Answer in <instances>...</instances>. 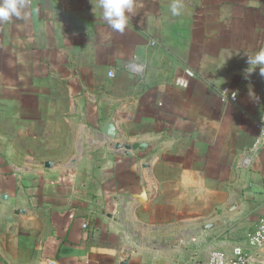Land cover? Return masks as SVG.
<instances>
[{"label":"crops","instance_id":"1","mask_svg":"<svg viewBox=\"0 0 264 264\" xmlns=\"http://www.w3.org/2000/svg\"><path fill=\"white\" fill-rule=\"evenodd\" d=\"M172 2L137 0L123 33L91 0H29L0 23V264H207L248 248L264 77L245 76V54L264 48V0H179L180 16Z\"/></svg>","mask_w":264,"mask_h":264},{"label":"clouds","instance_id":"2","mask_svg":"<svg viewBox=\"0 0 264 264\" xmlns=\"http://www.w3.org/2000/svg\"><path fill=\"white\" fill-rule=\"evenodd\" d=\"M93 12L96 14L97 6L101 9V17L107 22L108 26L114 31L123 33L129 25V20L135 14L137 0H91ZM29 6V0H0V23H6L13 17L16 19H25L26 9ZM182 4L179 0H173L170 5V12L173 16H180ZM249 67L245 70L247 77L253 73L259 66V75L264 77V48L255 52V54H245ZM177 85L187 87V81L178 79Z\"/></svg>","mask_w":264,"mask_h":264},{"label":"built area","instance_id":"3","mask_svg":"<svg viewBox=\"0 0 264 264\" xmlns=\"http://www.w3.org/2000/svg\"><path fill=\"white\" fill-rule=\"evenodd\" d=\"M186 73L193 75L190 69H187ZM224 93L226 95L228 92L224 90ZM229 99L236 101V94H229ZM255 123L260 131L261 140L264 141V109ZM247 241L248 248L235 246L231 255L221 250L212 251L207 264H264V216L258 220L255 228L247 233Z\"/></svg>","mask_w":264,"mask_h":264},{"label":"water","instance_id":"4","mask_svg":"<svg viewBox=\"0 0 264 264\" xmlns=\"http://www.w3.org/2000/svg\"><path fill=\"white\" fill-rule=\"evenodd\" d=\"M104 133L106 135H108L109 137L115 139L117 137V129H116V126L113 122V118H111L107 124L105 125L104 127ZM146 145L145 144H139V143H135V144H123V143H118L116 144V147L117 148H121V147H124L128 152V154H130V150H136V149H142L144 148ZM47 165H52L51 162H47ZM146 194L145 192L141 195V199L142 200H146ZM122 264H129V260L128 258H124Z\"/></svg>","mask_w":264,"mask_h":264}]
</instances>
